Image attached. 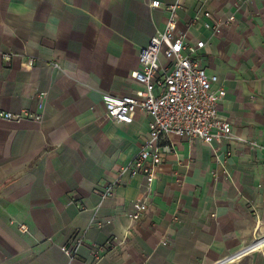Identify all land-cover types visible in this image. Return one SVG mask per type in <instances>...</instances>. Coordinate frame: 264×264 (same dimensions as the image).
I'll use <instances>...</instances> for the list:
<instances>
[{"label":"crops","instance_id":"crops-1","mask_svg":"<svg viewBox=\"0 0 264 264\" xmlns=\"http://www.w3.org/2000/svg\"><path fill=\"white\" fill-rule=\"evenodd\" d=\"M153 1L0 0V109L30 112L0 117V264H264V0ZM174 4L176 30L204 42L196 56L226 89L233 138L163 137L149 185L119 173L151 116L117 122L105 96L146 89L132 71ZM206 12L236 19L215 33L195 20Z\"/></svg>","mask_w":264,"mask_h":264},{"label":"built area","instance_id":"built-area-1","mask_svg":"<svg viewBox=\"0 0 264 264\" xmlns=\"http://www.w3.org/2000/svg\"><path fill=\"white\" fill-rule=\"evenodd\" d=\"M151 5L160 7L162 4L155 0ZM177 7V4L167 6L170 10L167 26L141 48L140 68L132 71V77L143 83L146 89L120 97L105 96L106 114L117 122L131 124L138 111L151 116L150 136L133 160L121 169L120 178L124 172L129 171L132 176L144 175L151 185L163 161V137L170 139L178 135L188 139L200 138L207 143L233 138L231 122L220 115V104L226 96V89L220 83L219 75L208 73L201 58L196 56L204 42L189 44L186 34L176 30ZM211 17L212 14L206 12L204 15H196L195 20L201 21L205 27L218 33L224 23L234 22L236 19L234 13L224 21H211ZM161 54L165 55L166 62H162ZM5 58L10 60L11 56L7 54ZM33 63L34 60L31 59L30 64ZM38 97L41 100V109L46 92H40ZM28 116L29 111L14 113L0 109V117L3 119L20 122ZM114 186L115 184L108 186L103 196L110 195ZM148 206L149 193H145L134 202V211L130 216L134 219L140 218ZM20 227L27 231L25 225ZM82 241L83 238H79L74 244L76 246H64L63 250L73 256ZM115 244V240H108L99 246L97 255L103 254Z\"/></svg>","mask_w":264,"mask_h":264}]
</instances>
